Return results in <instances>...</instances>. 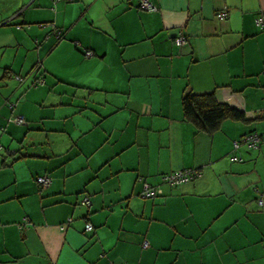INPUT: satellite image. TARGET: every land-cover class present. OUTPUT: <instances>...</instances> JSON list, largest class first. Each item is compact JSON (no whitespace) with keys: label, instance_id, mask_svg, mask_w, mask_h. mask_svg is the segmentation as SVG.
Instances as JSON below:
<instances>
[{"label":"crops","instance_id":"crops-1","mask_svg":"<svg viewBox=\"0 0 264 264\" xmlns=\"http://www.w3.org/2000/svg\"><path fill=\"white\" fill-rule=\"evenodd\" d=\"M151 1L0 0V264H264V0ZM209 91L245 119L187 121Z\"/></svg>","mask_w":264,"mask_h":264},{"label":"trees","instance_id":"trees-1","mask_svg":"<svg viewBox=\"0 0 264 264\" xmlns=\"http://www.w3.org/2000/svg\"><path fill=\"white\" fill-rule=\"evenodd\" d=\"M58 36L59 38H61L60 34H58ZM182 105H183V112H184L185 119L195 124L200 130L207 131V132H213L217 130L221 126L222 122L226 119H229V118L234 119V120H244L245 119V112L243 110L220 101L216 91H209V92H204V93H193V92L187 93L183 97ZM10 108L14 109L15 104L14 103L10 104ZM16 117H22V115H18ZM16 117L14 118V121ZM24 118L26 119L25 123L18 124L16 121L15 123H17L18 125H28L29 121L27 120L26 117ZM244 138L241 141H237L240 143V146L243 143ZM237 149H235L234 147V150H237ZM233 156H236V155H233ZM163 177L164 175L162 176V179ZM197 178L198 177H196L195 179L191 181H194ZM163 182L168 184L167 182L164 181V179H163ZM146 185L154 187L151 184L146 182L144 184L143 191L141 192L142 198H144L143 192H144ZM171 187H177V186H171ZM156 196H157V191L154 197L144 198V199H154Z\"/></svg>","mask_w":264,"mask_h":264},{"label":"built area","instance_id":"built-area-1","mask_svg":"<svg viewBox=\"0 0 264 264\" xmlns=\"http://www.w3.org/2000/svg\"><path fill=\"white\" fill-rule=\"evenodd\" d=\"M67 1H73V0H67ZM140 8L143 10H146V11H151V12L157 11V7L153 4V2L151 0H140ZM217 17L220 19H224L227 17V13L226 12H219L217 14ZM257 22H258V24H262L264 22V18H260ZM18 28H21V26H19ZM54 28H55V26H54ZM58 34H60V33L58 32ZM176 42H177V44L181 45L182 43L185 42V36L183 34L179 35L176 38ZM94 54L95 53L93 50H87L85 52V55L87 57H92ZM16 78L18 80H22V78L20 76H16ZM15 121L18 124H23L26 122V119L23 116L22 117H16ZM260 142H261V138L256 133H253V134L246 136L243 140V143L246 144L249 148H258L260 145ZM234 147H235V149L239 148L240 143L235 142ZM232 160L233 161H242L243 159L238 157V156H232ZM200 175H201V172L198 170L185 169V170H178V171L166 174V175H164L163 179L165 182H167L171 186H179V185H182L184 183L190 182L191 180L195 179L196 177H199ZM37 181H38L40 186L48 187L51 183V178L49 176H39L37 178ZM155 195H156V189L154 187L146 185L144 192H143V197L144 198H151V197H154ZM259 203L261 205H263V203H264L263 197L259 199ZM82 204L85 206H90L91 205L90 198L88 196L84 197L82 200ZM93 229H94L93 224L87 223L86 230L92 231ZM145 245H148V244H145Z\"/></svg>","mask_w":264,"mask_h":264},{"label":"rangeland","instance_id":"rangeland-1","mask_svg":"<svg viewBox=\"0 0 264 264\" xmlns=\"http://www.w3.org/2000/svg\"><path fill=\"white\" fill-rule=\"evenodd\" d=\"M40 26V25H39Z\"/></svg>","mask_w":264,"mask_h":264}]
</instances>
